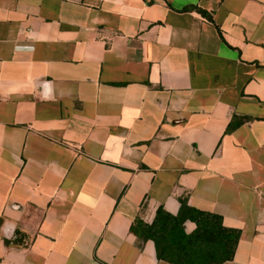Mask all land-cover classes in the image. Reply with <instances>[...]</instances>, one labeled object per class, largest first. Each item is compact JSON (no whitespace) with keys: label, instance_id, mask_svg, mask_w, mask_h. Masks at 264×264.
Instances as JSON below:
<instances>
[{"label":"crops","instance_id":"crops-1","mask_svg":"<svg viewBox=\"0 0 264 264\" xmlns=\"http://www.w3.org/2000/svg\"><path fill=\"white\" fill-rule=\"evenodd\" d=\"M180 199L264 264V0H0V264H168Z\"/></svg>","mask_w":264,"mask_h":264},{"label":"trees","instance_id":"trees-1","mask_svg":"<svg viewBox=\"0 0 264 264\" xmlns=\"http://www.w3.org/2000/svg\"><path fill=\"white\" fill-rule=\"evenodd\" d=\"M179 202L176 215L158 207L151 223L134 219L130 233L141 243L151 241L156 259L168 264H223L231 261L240 232L225 228L219 215L190 208L184 199ZM186 221L195 226L189 234L184 230Z\"/></svg>","mask_w":264,"mask_h":264}]
</instances>
